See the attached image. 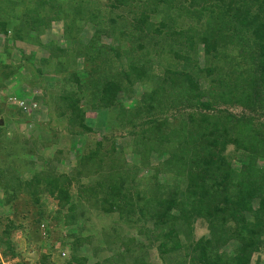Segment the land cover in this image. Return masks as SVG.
Instances as JSON below:
<instances>
[{
	"label": "rangeland",
	"instance_id": "374dc122",
	"mask_svg": "<svg viewBox=\"0 0 264 264\" xmlns=\"http://www.w3.org/2000/svg\"><path fill=\"white\" fill-rule=\"evenodd\" d=\"M0 2L4 5L7 0ZM7 9L19 29L9 25L4 35L0 28V232L4 226L12 227V250L0 245V264H68L71 254L86 259L84 263L71 264H189L183 262L181 249L172 251L161 246L160 237L152 239L158 234L160 221L145 214L157 211L158 201L167 194L164 192L174 187L179 191V205L190 208L184 198V178L175 177L165 160L176 151L179 125L171 116L183 121L189 113L196 114L197 98L187 108L167 112L171 125L161 128V134L169 138L164 140L150 133L142 138L141 131L146 126L143 119L124 123L117 119L115 109L113 113L93 110L85 102L84 124L91 130L78 128L62 98L71 96L76 87L73 75L86 82L88 71L99 64L107 80L114 81L117 74V103L124 110L130 109L164 77L181 78L182 72L196 64L205 70L223 67V57L215 60L205 53L202 43L194 37L192 15L180 10L178 0H10ZM30 10L37 13L35 20L26 23L17 19L23 11ZM0 17L9 18L7 13ZM200 27L204 29L203 22ZM192 36L194 43L189 44L187 38ZM248 50L227 45L222 55L239 62L240 53ZM129 64L143 67L147 75L143 79L120 77L134 70L128 68ZM202 76L205 74H198L196 80L197 91L204 93L199 101L212 102L216 86L211 76ZM213 107L217 115L225 110L235 116L249 114L239 105L221 101H215ZM162 116L156 117L160 120ZM255 117L258 124L264 121V116ZM96 141L102 143L109 159L85 167L78 160ZM224 154L231 170L237 172L248 161L233 145ZM254 166L264 169V157L258 158ZM60 174L72 179L68 190L75 203V220L65 216L66 207L60 211L53 195H39L46 178ZM93 180L105 186L124 180L126 185L118 191L117 202L137 212L121 216L91 208L93 197L98 193L100 198L102 191L98 189L90 196H78V191ZM137 194L144 195L145 200L137 201ZM205 202L196 208L201 215L189 218L185 212V218L180 215L173 224H166L179 233L181 240L216 239L211 248L227 264L241 247V234L235 235L241 226L221 212L209 217L204 213ZM257 206L255 199L250 210L255 211ZM212 210L209 207V213ZM244 215L253 223L252 212ZM39 218L43 222L38 225ZM227 236L231 240L224 243ZM256 241L261 244L252 250L248 264H264V232Z\"/></svg>",
	"mask_w": 264,
	"mask_h": 264
},
{
	"label": "trees",
	"instance_id": "16d2710c",
	"mask_svg": "<svg viewBox=\"0 0 264 264\" xmlns=\"http://www.w3.org/2000/svg\"><path fill=\"white\" fill-rule=\"evenodd\" d=\"M9 1L7 0L4 5L0 2V14L7 13L9 16L7 19L0 17V28L4 35L9 25H14L13 29L16 31L19 29L13 22L15 20L11 17L13 15L7 9ZM48 1L52 2V0ZM178 2L180 10L192 15L195 22L192 25L194 37L202 43L205 53L215 60H219L220 56L223 57V67L216 66L205 70L196 64L189 67L188 71L182 72L181 78L164 77L161 79L162 85L155 86L148 94H143L136 103L134 101L130 109L124 110L116 100L117 94L120 93L117 74L114 75V81L107 80L101 75L103 73L102 71L100 73L99 64H94L95 68L88 71L86 82H81L73 75L76 87L71 96L65 94L62 100L66 103V110H71L70 116L77 122V127L83 130L91 128L84 124L85 112L82 102H85L93 110L102 109L113 113L115 109L117 119L124 123L143 119L142 122L146 126L141 131L142 138L146 133H150L155 139L159 137L164 140L169 138L161 134V128L164 125H171L167 119V112L187 108L197 98L195 105L199 110L196 114L189 113L187 119L183 121L173 119L171 116L170 119L179 125L176 126L178 131L176 145L174 144L176 151L174 150L165 160L166 164L172 167L173 171H171L175 177L184 178L187 184L185 186L187 195L184 198L189 202L190 208L186 209L179 205L180 202L176 198V194L179 193L177 187L164 192L167 194H163L158 201V210L145 214L151 216L154 221H160L158 234L153 235L152 239L160 237L161 246H168L172 251L181 249L184 263L188 261L189 264H224L225 259L211 248L216 239L183 238L181 240L179 233L166 224L167 222L173 224L180 215L181 218H185L186 216L182 215L185 212H188L189 218L201 215L202 212L196 209L197 205L204 204V200L209 199L210 202H205L203 206L207 209V212L203 210L206 215L211 217L213 213L221 212L227 215L229 220L241 226L235 234L236 236L241 234L239 238L241 247L227 264H248L251 254L258 249L257 244H261L256 239L264 232V169H257L254 166L258 158L264 157V121L258 124L255 117V114L258 117L264 116V0H178ZM29 13L34 14L31 10L23 11L19 14L22 16L17 19L21 18L26 23L31 19L35 20L37 13L32 18ZM202 22L204 29L200 27ZM187 40L189 44L194 43L193 36ZM227 45L238 47L240 51H243L244 47L249 50L240 53L241 60L234 62L233 57L222 55ZM184 60L187 61V58ZM130 66L129 64L128 68L132 67L134 70L122 73L120 77L124 75L125 79H129L133 75L136 79H143L147 75L143 67ZM202 73L205 74L202 76L204 78L211 76L210 81L216 86L214 95L211 93L212 102L199 101L204 93L197 91L199 83L196 80L199 79L198 74ZM215 101L231 106L239 105L245 112L249 111V114L235 116L225 110L226 114L221 112L222 114L217 115L216 110H213ZM161 114L162 119L158 120L156 116ZM150 140L152 141V138ZM101 144L96 141L95 146L82 155L78 162L86 167L109 159L107 151L103 150ZM229 145H233L236 150L243 153V157L248 158L238 172L231 170L229 161H226L227 156L224 152ZM151 149L152 147L148 146L147 150L151 151ZM46 179L45 187L43 186L39 195L44 193L53 195L59 202L60 211L63 212L66 207L65 216L75 220L77 217L74 213L75 203L71 201L68 190L72 179L64 174ZM207 183L209 187L206 186ZM125 185L124 180L116 184L109 182L106 186L98 180H93L88 186L79 189L78 196L79 194L90 196L99 189L103 196L98 198L97 193L93 197L95 200L90 204L91 208L104 211L106 214L117 212L121 216H132L138 209L124 207L117 202L118 191ZM163 188V185L159 186L161 191ZM171 190L174 191L169 193ZM135 197L139 202L145 200L142 194H137ZM255 199L258 206L253 211L250 208ZM209 207L213 209L211 213L208 211ZM248 212L254 214L253 223L245 219L244 214ZM40 222H43L42 218H39L37 224L39 225ZM164 226H167V230H164ZM11 230L12 227L8 225L0 232V245H5L10 250H12ZM152 234L150 233V236ZM230 236L224 238L223 242L230 241ZM71 255V261L86 262L83 257L75 258L73 254ZM71 261H68V264H71Z\"/></svg>",
	"mask_w": 264,
	"mask_h": 264
},
{
	"label": "water",
	"instance_id": "95a60500",
	"mask_svg": "<svg viewBox=\"0 0 264 264\" xmlns=\"http://www.w3.org/2000/svg\"><path fill=\"white\" fill-rule=\"evenodd\" d=\"M2 123H3V122H2V121H0V125H2Z\"/></svg>",
	"mask_w": 264,
	"mask_h": 264
},
{
	"label": "built area",
	"instance_id": "2783aa9c",
	"mask_svg": "<svg viewBox=\"0 0 264 264\" xmlns=\"http://www.w3.org/2000/svg\"><path fill=\"white\" fill-rule=\"evenodd\" d=\"M43 227V226H42Z\"/></svg>",
	"mask_w": 264,
	"mask_h": 264
},
{
	"label": "clouds",
	"instance_id": "9594fccd",
	"mask_svg": "<svg viewBox=\"0 0 264 264\" xmlns=\"http://www.w3.org/2000/svg\"><path fill=\"white\" fill-rule=\"evenodd\" d=\"M3 124V123H2Z\"/></svg>",
	"mask_w": 264,
	"mask_h": 264
}]
</instances>
